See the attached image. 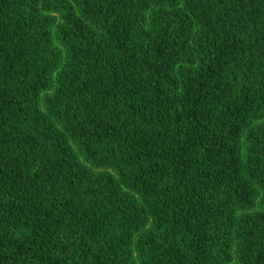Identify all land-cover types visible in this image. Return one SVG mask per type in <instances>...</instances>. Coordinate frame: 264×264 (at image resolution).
Wrapping results in <instances>:
<instances>
[{
	"label": "trees",
	"instance_id": "trees-1",
	"mask_svg": "<svg viewBox=\"0 0 264 264\" xmlns=\"http://www.w3.org/2000/svg\"><path fill=\"white\" fill-rule=\"evenodd\" d=\"M0 264H264V0H0Z\"/></svg>",
	"mask_w": 264,
	"mask_h": 264
}]
</instances>
